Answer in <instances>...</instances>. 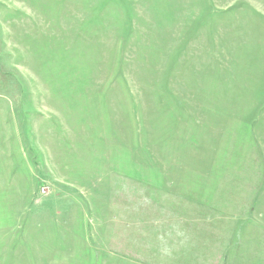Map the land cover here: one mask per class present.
I'll return each instance as SVG.
<instances>
[{"label":"rangeland","instance_id":"374dc122","mask_svg":"<svg viewBox=\"0 0 264 264\" xmlns=\"http://www.w3.org/2000/svg\"><path fill=\"white\" fill-rule=\"evenodd\" d=\"M0 264H264V0H0Z\"/></svg>","mask_w":264,"mask_h":264},{"label":"built area","instance_id":"2783aa9c","mask_svg":"<svg viewBox=\"0 0 264 264\" xmlns=\"http://www.w3.org/2000/svg\"><path fill=\"white\" fill-rule=\"evenodd\" d=\"M44 191H45V188H44V187H42V189H41V193H44Z\"/></svg>","mask_w":264,"mask_h":264},{"label":"crops","instance_id":"0c3cea01","mask_svg":"<svg viewBox=\"0 0 264 264\" xmlns=\"http://www.w3.org/2000/svg\"><path fill=\"white\" fill-rule=\"evenodd\" d=\"M159 183H160V182H159ZM164 186H165V185H164ZM161 190H163V191H164V190H166V189H161ZM40 204H41V203H38V206H39Z\"/></svg>","mask_w":264,"mask_h":264}]
</instances>
